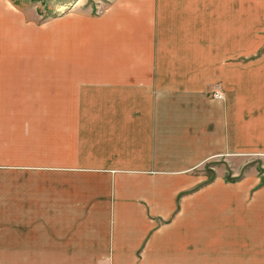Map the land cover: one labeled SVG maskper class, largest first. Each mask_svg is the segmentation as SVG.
I'll use <instances>...</instances> for the list:
<instances>
[{"label": "crops", "instance_id": "0c3cea01", "mask_svg": "<svg viewBox=\"0 0 264 264\" xmlns=\"http://www.w3.org/2000/svg\"><path fill=\"white\" fill-rule=\"evenodd\" d=\"M63 3L0 62L1 264H264V0Z\"/></svg>", "mask_w": 264, "mask_h": 264}, {"label": "rangeland", "instance_id": "374dc122", "mask_svg": "<svg viewBox=\"0 0 264 264\" xmlns=\"http://www.w3.org/2000/svg\"><path fill=\"white\" fill-rule=\"evenodd\" d=\"M13 7L21 16L26 19V32L22 34L23 22L19 16H12V22L10 23V31H7V24L3 28V23L0 20V62H27V63H49L51 61V19L57 15L58 3L65 8L66 2L70 7H73V3L79 2L71 10L72 13H81L80 6L91 7L92 13L99 14L102 10L100 0H9ZM14 10V9H12ZM18 10V11H17ZM89 11V10H88ZM25 35L21 38V36ZM3 40H7L8 43L3 47ZM5 54V55H3ZM6 118V117H5ZM12 121L9 118L4 119L3 112H0V136L3 132H6L7 137H18L21 134L20 128L15 125H4ZM12 124V123H10ZM25 128V126H24ZM7 130V131H6ZM243 158V157H241ZM227 163L232 164L230 160L222 159V157L209 160L204 166L203 170L208 175L214 167H225L227 169ZM232 172L243 173L247 169H256L264 177V158L261 156H250L248 158L233 161ZM239 167L238 170H234ZM209 247H204L207 249ZM2 258H0V261ZM1 264V262H0Z\"/></svg>", "mask_w": 264, "mask_h": 264}, {"label": "built area", "instance_id": "2783aa9c", "mask_svg": "<svg viewBox=\"0 0 264 264\" xmlns=\"http://www.w3.org/2000/svg\"><path fill=\"white\" fill-rule=\"evenodd\" d=\"M214 96H215L216 98H221V97H222V94L219 93V92H216V93L214 94Z\"/></svg>", "mask_w": 264, "mask_h": 264}, {"label": "bare ground", "instance_id": "6f19581e", "mask_svg": "<svg viewBox=\"0 0 264 264\" xmlns=\"http://www.w3.org/2000/svg\"><path fill=\"white\" fill-rule=\"evenodd\" d=\"M62 8H64V7H62Z\"/></svg>", "mask_w": 264, "mask_h": 264}]
</instances>
